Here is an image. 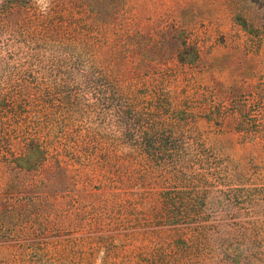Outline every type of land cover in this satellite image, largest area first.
Returning a JSON list of instances; mask_svg holds the SVG:
<instances>
[{
	"label": "rangeland",
	"instance_id": "1",
	"mask_svg": "<svg viewBox=\"0 0 264 264\" xmlns=\"http://www.w3.org/2000/svg\"><path fill=\"white\" fill-rule=\"evenodd\" d=\"M33 2L72 37L108 36L107 53L32 41L0 0V99L40 83L111 172L61 199L48 250L7 245L0 264H264V0Z\"/></svg>",
	"mask_w": 264,
	"mask_h": 264
},
{
	"label": "trees",
	"instance_id": "2",
	"mask_svg": "<svg viewBox=\"0 0 264 264\" xmlns=\"http://www.w3.org/2000/svg\"><path fill=\"white\" fill-rule=\"evenodd\" d=\"M9 3L7 15L14 17L16 25L26 24V18L32 41L45 36L69 44L77 39L83 43L93 40L102 62L109 46L108 36L72 37L68 29L64 32L58 26L50 11L46 16L52 20L40 23L46 16L36 13L33 0H9ZM134 23L133 19L125 20L127 33L133 30ZM184 50L178 49L182 61ZM191 50L198 55L197 48ZM77 54L73 52V58L77 59ZM45 90L40 83L28 85L27 79H23L18 87L3 89L5 101L0 99V175H9L0 177V248L12 245L30 255L48 250V236L60 229L57 215L70 213L61 199L68 198L71 205L85 202L93 192L89 188L92 180L89 175L111 172L105 163L95 162L87 136L80 139L76 130L59 126L67 118L66 113L60 118L49 110V94ZM77 163L79 168L75 167ZM11 175L28 177L15 179ZM74 175L86 176L82 180ZM58 180L65 183L62 191Z\"/></svg>",
	"mask_w": 264,
	"mask_h": 264
}]
</instances>
